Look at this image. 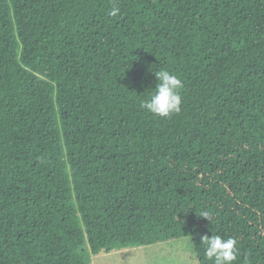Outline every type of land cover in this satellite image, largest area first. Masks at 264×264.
I'll use <instances>...</instances> for the list:
<instances>
[{"label":"trees","instance_id":"obj_1","mask_svg":"<svg viewBox=\"0 0 264 264\" xmlns=\"http://www.w3.org/2000/svg\"><path fill=\"white\" fill-rule=\"evenodd\" d=\"M19 3L21 0H0V264H91V254H109L186 237H192L198 264H213L205 254L203 235L235 238L239 254L233 264H264V165L251 180L241 183L236 196L195 234L176 207L182 196L177 185L159 184L164 171L158 165L164 163L168 152L183 144L194 122L219 91L264 60V36L227 72L201 80L162 136L151 113L142 104L134 106L135 98L141 103L148 100L145 94H139L138 86L132 85L137 75L129 68L138 57L137 47L132 44L138 38L133 39L123 29L122 16L112 19L111 13L119 8L110 2L109 38L124 39V45L120 49L109 44L95 52V44L85 41L78 45L75 62L83 66L81 73L89 77L86 70L102 60L104 54L114 51L109 70L90 69L100 74L104 87L99 107L102 110L92 113L93 118L105 128L104 137L115 153L125 154L131 160L139 158L147 170L153 171L147 173V184L138 186L132 178L137 174L144 177L143 170L126 177L122 172L108 175L107 166L98 161L89 167L98 170L102 184L89 185L83 158L73 156V145L62 132L58 118V83L69 79L65 62L55 58L52 63L58 74L41 70L42 65L48 66L46 56L56 50L58 41L50 36L49 50H35ZM133 3V8L156 23L159 14L154 6L162 8L165 0ZM74 13L75 10L64 11L58 23L70 28L68 22ZM84 36L87 35L83 33L81 37ZM76 42L80 44L79 39ZM103 103L107 106L102 107ZM132 110L143 116V131L136 133L140 142L131 145L136 157L126 151L128 140L121 136L128 128L126 117ZM84 127L90 144L103 141L102 134L90 141L91 129ZM75 145L78 152L86 147L81 142ZM130 187L140 195L135 204L129 203ZM147 187H151L153 194L148 196ZM159 191L165 206L158 213L151 204ZM82 194L94 200L85 198L89 204L86 205Z\"/></svg>","mask_w":264,"mask_h":264},{"label":"rangeland","instance_id":"obj_2","mask_svg":"<svg viewBox=\"0 0 264 264\" xmlns=\"http://www.w3.org/2000/svg\"><path fill=\"white\" fill-rule=\"evenodd\" d=\"M133 1L21 0L19 3L28 38L35 50H49L50 36L58 41L56 50L46 56L48 66L42 65L41 70L57 73L51 67L55 58L65 62L69 79L58 83V118L62 132L73 145V156L83 158L85 172H89L86 178L89 185L102 184L98 170L95 172L89 167L98 161L107 166L105 173L108 175L109 172H122L126 177L143 170L144 177L137 174L132 178L138 186L146 185L147 173L153 171L147 170L139 158L131 160L125 154L115 153L107 144L109 139L104 137L105 128L93 118L92 113L102 110L99 107L104 87L100 74L90 69L109 70L114 51L104 54L102 60L86 70L89 77L85 72L81 73L83 66L75 62L78 45L82 46L85 41L95 44V52L108 48L109 44L120 49V45H124V39L109 38L110 2L119 8L112 19L122 16L123 29L133 39L138 38L137 43L132 41L138 50L137 59L129 65L137 75L132 85L138 86L139 94L150 99L158 82L156 71L169 70L184 85L181 109L201 80L227 72L235 60L264 36V0H165L162 8L154 6L159 14L156 23L152 17L133 8ZM70 10L75 13L68 22L70 28H67L58 20L64 11ZM83 33L87 36L81 37ZM133 103L134 106L142 104L137 98ZM106 106L103 103L102 107ZM176 114L169 117L150 114L162 136ZM142 119L143 116L132 110L126 117L125 127L128 124V128L121 132L128 140L126 151L135 157L137 153L132 152L131 145L140 142L136 133L143 131ZM84 126L91 129L90 141L101 134L103 141L90 144ZM78 142L86 146L79 152L74 150ZM158 165L164 171L159 184L164 187L168 183L177 185L182 194L176 205L178 212L185 217L192 233H197L236 196L238 186L246 179V182L251 180L264 165V60L246 70L230 87L219 91L194 122L183 144L168 152L164 163ZM69 171L72 172L70 166ZM149 174L154 175L153 172ZM147 188L148 196L153 194L151 187ZM129 191V203L135 204L140 199L139 192L132 187ZM161 194V191L155 193L151 204L157 212L165 206ZM85 198L94 200L88 194H82L86 205L89 204ZM205 211L209 218L200 216ZM90 258L91 264H198L192 237L109 254H91Z\"/></svg>","mask_w":264,"mask_h":264},{"label":"clouds","instance_id":"obj_3","mask_svg":"<svg viewBox=\"0 0 264 264\" xmlns=\"http://www.w3.org/2000/svg\"><path fill=\"white\" fill-rule=\"evenodd\" d=\"M115 14V10L111 13ZM157 85L151 98L142 102L151 114L159 117H169L181 111L183 97L181 90L184 85L182 80L169 70H157ZM200 216L209 218L208 212ZM202 244L205 245V254L213 264H233L238 259L239 247L235 238H223L220 235H203Z\"/></svg>","mask_w":264,"mask_h":264}]
</instances>
